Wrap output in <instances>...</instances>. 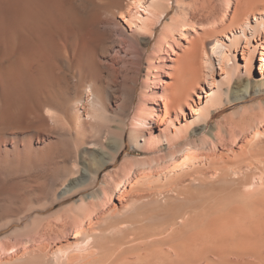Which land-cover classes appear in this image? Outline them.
I'll return each mask as SVG.
<instances>
[{
	"label": "bare ground",
	"instance_id": "obj_1",
	"mask_svg": "<svg viewBox=\"0 0 264 264\" xmlns=\"http://www.w3.org/2000/svg\"><path fill=\"white\" fill-rule=\"evenodd\" d=\"M175 1L185 17L177 28L179 21L171 25L167 20V26L186 38L185 30L199 24L188 19L192 1ZM218 1L225 10L220 13L212 4L217 0L211 2L212 19L204 16L210 26L199 25L201 33L177 56L178 69L165 82L162 102L153 98L139 103L131 125L118 117L113 130L110 82L116 67L109 62L107 46L101 47L103 60L91 70L76 44L91 27L112 18L131 31L132 39L145 40L139 33L153 37L172 0H0V159L38 153L35 140H42L46 131L69 132L78 146L90 149L93 165L78 159L70 168L74 175L62 182L66 196L93 189L82 194L74 215L75 227L80 226L75 243L87 239L96 245L107 236L110 223L111 229L125 224L122 235L111 233V245L101 248L102 254L111 250V260L94 258V264H119L122 259L130 264L131 256L138 264H264V102L240 108L208 128L213 114L228 103L264 93V0ZM241 48L242 67L237 58ZM257 54L261 76L251 80ZM234 76L236 89L225 87ZM94 126L96 133L89 137L92 129L86 131ZM127 139L142 155L127 154L101 176L117 163ZM230 140L239 144L238 151H221ZM171 195L183 204L170 207L168 198L165 211L158 208L166 216L157 226L138 225L130 217L140 205L158 207L162 197L165 203ZM33 250L10 260L46 264L48 259Z\"/></svg>",
	"mask_w": 264,
	"mask_h": 264
},
{
	"label": "rangeland",
	"instance_id": "obj_2",
	"mask_svg": "<svg viewBox=\"0 0 264 264\" xmlns=\"http://www.w3.org/2000/svg\"><path fill=\"white\" fill-rule=\"evenodd\" d=\"M189 1H192V4L190 3L192 12L190 11L188 19L192 23L195 20L194 22L201 25L202 29L205 23V27L210 26L209 23L211 20L208 22V19H212V17H209L210 11L213 10L212 4L218 8L217 10L220 11V13L225 10L224 6H221V2L218 0L215 2L218 6H216L215 3L211 4V2L215 0H211L210 3L209 0H188L187 2ZM175 2V0H172V3H170V5L172 4L171 10H169L166 18L160 22L153 37L148 36L146 33H139L140 35H145L147 40L145 39L142 41V39H136L138 36L132 39L130 36L131 31L121 26L117 18H112L110 20H102L98 23L97 28L91 27L89 35L79 40L76 44V52L82 57L87 68L90 67L91 70L95 69L97 64L103 60L101 47L104 45L107 46L106 54L109 56V62L116 67L114 75L111 74L110 82V106L112 112L115 113L112 120L113 122L111 121V126H114L113 130H117L116 125L119 124L120 117L127 118L129 125H131L130 122L132 121L133 115L136 112L135 109L139 103H148L155 100L153 98H157L159 103L162 102L165 82L172 81L173 74L177 72L176 70L179 65V63H177V58L189 48V45H191L190 42L202 31L200 28L201 26L199 27L198 25L197 29L185 30V33H188L186 34V38H180L175 30L172 32L175 34H173V38L176 37V39H171L169 35L172 33V29L167 25L171 23V25H173L179 21L177 22L178 24L175 25L177 28L185 17L182 15L184 13L177 7ZM208 3L211 7L208 6ZM234 7L233 4L231 12L234 10ZM204 16L209 18L206 19ZM201 21H203V23H201ZM166 32H169V34ZM262 37L263 39L260 40V42L264 40V34ZM168 42L171 45H169ZM159 44H161L162 50L159 48ZM169 46L173 49L171 50ZM242 52L241 48L237 55L238 60L241 62V67L245 64ZM208 54H210V51ZM206 56V52L203 51V63L204 57ZM215 63V79L219 80L221 79V69L216 61ZM260 63L259 54H257L254 58L250 73L251 80H255L261 76L262 69L260 68ZM236 79L237 76H234L231 84L225 83L224 86H230L232 89H236ZM204 86L206 87V85ZM149 89L150 91H147ZM195 100L199 101L196 96ZM260 101L264 102V93L252 95L249 98L236 101L235 103H228L223 110L213 114L208 128L215 127L214 125H216L219 120L232 115L236 110L243 107H250ZM116 105L118 106L116 107ZM188 111L189 113L191 112L190 109L187 108V112ZM112 123L114 125H112ZM227 126L229 127L228 124ZM96 129V126L91 127L86 133L91 130L89 132L90 137L92 136L91 132L93 135L96 133ZM93 131H95V133H93ZM58 132L59 131H46L44 132L46 134L42 133V140L36 138L35 143L39 145V154H28L24 152V154H9L8 157L6 154L0 159V264H17L13 263L10 259L19 254H23L26 250H30L31 252L33 249L32 252L34 253L38 254L40 252V259H48L46 264H94V258L101 257L106 261H110L111 250L102 254L100 253L101 248L103 249L105 246L107 249L108 246L111 245V233L116 237L122 235L125 224L122 227L121 224H117L114 226L115 228L112 227L111 229L110 223L107 229V236L105 238H99L96 245L93 242L88 243L87 239L79 243L80 245L76 244L77 242L74 239V235L77 233V228H80V226L75 227L76 225L73 221L74 215H76L80 208V198L82 194L91 193L93 189H88L83 193L80 192L73 196H66L63 194L64 187L62 182L65 183L69 175L68 178L74 175L73 172L71 173L70 168L73 167V164L78 159V161L81 162L84 160L83 162L91 167L94 163V157L90 155V149H88L85 144L78 146L80 142H77L73 134L70 135L69 132L63 131L61 135L58 134ZM197 136H202V134L199 133ZM126 143L127 145L121 152L117 163L110 164L104 168L101 172V176H103L108 169H112L120 164L121 160L127 154L137 157L142 155L140 151L133 150L128 139ZM233 144L232 140L228 141V146H222L223 148H221V151L224 152L226 150V153H230V150L233 152L234 149L238 151L239 144ZM43 147L44 149L49 147L51 149L43 150ZM161 153L158 154V152H155L154 154L161 155ZM154 154L150 155L153 156ZM90 163L91 165H89ZM164 198L162 197L163 200ZM168 198L171 199L169 200ZM162 199L158 207L149 204L146 206L145 204L140 205V207L132 211L130 217L132 219L135 217V222L136 224L138 223V225L145 224L146 226L147 224L150 226L153 223L151 226L153 227L161 223L166 216L164 212H158L159 210H164V207L167 205L173 207V205H177V203L178 205L183 204V201L174 197V195L166 197L165 203L162 202ZM161 205L164 206L159 207ZM156 208L157 211L154 210ZM104 210L103 208L101 209V214L106 213ZM138 217L140 220L139 222ZM133 227L134 225L132 228ZM7 260L8 263L6 262ZM129 261H132L130 264H138L135 256H131ZM118 263L124 264L128 262L126 259H122Z\"/></svg>",
	"mask_w": 264,
	"mask_h": 264
}]
</instances>
